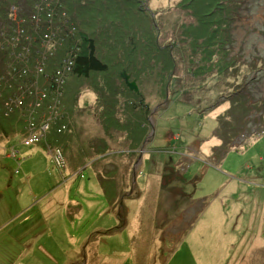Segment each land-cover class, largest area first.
Returning <instances> with one entry per match:
<instances>
[{"label": "rangeland", "instance_id": "374dc122", "mask_svg": "<svg viewBox=\"0 0 264 264\" xmlns=\"http://www.w3.org/2000/svg\"><path fill=\"white\" fill-rule=\"evenodd\" d=\"M181 1L149 0L166 45L191 20ZM234 18L231 39L216 44L228 75L202 80L181 59L187 94L165 99L154 84L141 86L153 112L143 153L144 143L123 154L126 134L114 132L109 158L71 173L70 153L59 163L45 140L0 136V264H264V0H244ZM247 86L258 101L251 136L225 148L215 132L226 97ZM96 98L87 91L79 106ZM83 113L82 137L101 135ZM101 180L114 186L111 205Z\"/></svg>", "mask_w": 264, "mask_h": 264}, {"label": "trees", "instance_id": "16d2710c", "mask_svg": "<svg viewBox=\"0 0 264 264\" xmlns=\"http://www.w3.org/2000/svg\"><path fill=\"white\" fill-rule=\"evenodd\" d=\"M243 3L182 0L178 6L191 20L166 45L149 0H0V136L12 141L24 133L23 142L39 136L38 142L45 140L63 161L70 153L71 173L94 159L109 158L114 132L126 134L129 149L121 152L135 154L146 139L151 113L141 86L154 84L165 99L178 91L187 94L192 87L180 84L181 59L186 72L204 74L202 80L226 75L231 65L220 58L216 44L231 39L229 29ZM123 71L137 81L138 92L128 87ZM247 90L226 97L231 107L215 132L225 148L245 142L241 138L253 123L258 101ZM87 91L97 101L83 108L79 100ZM83 112L97 120L101 135L82 137L78 120ZM101 182L111 205L117 197L114 186Z\"/></svg>", "mask_w": 264, "mask_h": 264}, {"label": "water", "instance_id": "95a60500", "mask_svg": "<svg viewBox=\"0 0 264 264\" xmlns=\"http://www.w3.org/2000/svg\"><path fill=\"white\" fill-rule=\"evenodd\" d=\"M121 75H122V77L124 78L125 82L127 83L128 87H129L131 90L136 91V92L139 91V86H138V84H137V81L134 80V79L131 80L130 75H129L126 71H123ZM151 126H152V130L154 131V127H153V125H151ZM153 131H152V132H153ZM152 134H153V133H152ZM147 142H148V140H146V141L144 142L143 146H142V149H141V152H142V153H143L144 150H145V145L147 144ZM142 153H140L138 160H141V158H142Z\"/></svg>", "mask_w": 264, "mask_h": 264}, {"label": "built area", "instance_id": "2783aa9c", "mask_svg": "<svg viewBox=\"0 0 264 264\" xmlns=\"http://www.w3.org/2000/svg\"><path fill=\"white\" fill-rule=\"evenodd\" d=\"M71 63H69V65H70ZM70 68V66L68 67V69ZM43 67L42 68H39L38 70H39V72H43ZM62 81V80H61ZM46 128H47V125H43L42 126V131H45L46 130ZM40 138H39V136H34V137H32V138H28L26 141H25V143L26 144H30V143H34V142H37L38 140H39ZM13 152V155H16V151L15 150H13L12 151ZM63 160H62V157H61V155H59L58 156V162L59 163H61Z\"/></svg>", "mask_w": 264, "mask_h": 264}, {"label": "flooded vegetation", "instance_id": "af4514ba", "mask_svg": "<svg viewBox=\"0 0 264 264\" xmlns=\"http://www.w3.org/2000/svg\"><path fill=\"white\" fill-rule=\"evenodd\" d=\"M152 114H153V112L150 113V118H151ZM149 120H150V119H149ZM151 125H152V124H151Z\"/></svg>", "mask_w": 264, "mask_h": 264}]
</instances>
